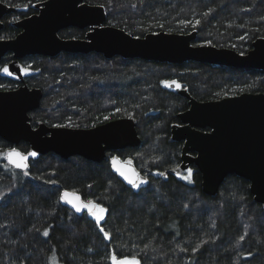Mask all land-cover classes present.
I'll list each match as a JSON object with an SVG mask.
<instances>
[{"label": "trees", "instance_id": "1", "mask_svg": "<svg viewBox=\"0 0 264 264\" xmlns=\"http://www.w3.org/2000/svg\"><path fill=\"white\" fill-rule=\"evenodd\" d=\"M42 1L0 0L16 8L2 18L0 39L14 38L19 32L15 19L35 13V5ZM84 2L103 5L105 24L136 37L159 31H195L193 45L210 40L213 46L239 53L264 37V0ZM209 8L213 11L204 17ZM182 19H201V24L193 30L180 25ZM87 31L68 27L58 35L83 38ZM10 60L11 54L3 56L0 67ZM19 62L32 65L30 74L23 75V83L42 91L38 108L29 113L33 127L41 121L48 126L89 128L131 117L140 142L107 152L100 163L79 156L61 159L49 152L29 163L28 176L10 166L5 168L7 163L0 158V264H50L53 255L59 264H111L108 256L112 251L119 256L136 255L142 264H264V205L253 199L245 179L228 175L210 196L202 191L201 175L194 165L188 167L193 169L191 183L167 173L179 165L182 145L171 139L170 130L179 124L177 115L188 105L184 97L160 83L175 79L194 99L211 101L243 92L264 93V71L193 61L172 64L119 56L106 59L94 52L32 55ZM20 84L19 79L0 73V90ZM105 116L109 119L104 120ZM10 147L0 138V152ZM16 147L28 150L25 142ZM113 153L124 160L131 158L149 183L140 189L122 183L108 165ZM62 190L75 191L83 199H95L108 207L103 226L113 234L112 239L105 240L86 213L68 209L59 199ZM45 228L47 237L43 236ZM245 232V240L238 243ZM203 241L207 243L194 253L192 249Z\"/></svg>", "mask_w": 264, "mask_h": 264}, {"label": "water", "instance_id": "2", "mask_svg": "<svg viewBox=\"0 0 264 264\" xmlns=\"http://www.w3.org/2000/svg\"><path fill=\"white\" fill-rule=\"evenodd\" d=\"M36 7L37 13L14 23L20 30L14 38L0 39V60L11 54L13 60L8 65L21 81L14 89L0 90V138L10 148L18 149L20 142L27 143L28 150L22 153L36 151L38 156L29 157L28 164L49 152L61 159L79 156L100 163L107 152L135 147L140 139L136 122L129 117L89 128H56L41 121L33 127L29 113L38 108L42 91L23 83L19 60L24 57L94 52L106 59L119 56L172 64L193 61L264 71V37L256 38L247 52L239 53L213 45L194 47L195 31L185 34L159 31L143 37L132 36L121 28L105 24L104 8L84 0H44ZM14 11L16 8L0 2V30L2 18ZM68 27L88 28V31L83 38H61L58 33ZM165 89L184 97L188 105L177 115L179 124L170 130L171 139L182 145L180 164L167 173H182L194 165L201 175L202 191L210 196L217 193L226 176L233 174L245 179L253 199L264 205V93L243 92L218 100L198 101L183 87ZM112 156L118 155L113 153L108 158L111 172L130 186L113 171ZM64 205L73 213L81 214Z\"/></svg>", "mask_w": 264, "mask_h": 264}, {"label": "snow or ice", "instance_id": "3", "mask_svg": "<svg viewBox=\"0 0 264 264\" xmlns=\"http://www.w3.org/2000/svg\"><path fill=\"white\" fill-rule=\"evenodd\" d=\"M16 7H21V5L17 4ZM135 6V5H133ZM23 7L26 9L28 7L27 4L23 5ZM100 7H103V5H100ZM213 9L209 8L207 12H204L202 15L204 17H207ZM245 11H248L246 9ZM261 20H264V17H261ZM180 25H183L185 27H191L193 30H196L197 27L201 24V19H194V20H188V19H182L179 21ZM161 28L164 27L163 24L159 25ZM243 25H241L242 27ZM241 39H244V37H241ZM211 41H205L203 45L199 46H205V45H211ZM196 45H194L195 47ZM32 69V65H20L19 66V72L21 75L27 76L30 74V71ZM38 71V69H37ZM0 73L6 75V76H14L13 71L10 70V67L7 63L3 65V67H0ZM19 79V77H16ZM165 88H175V89H182V85L180 82H178L175 79L172 80H162L160 82ZM3 85H0V88H2ZM219 95V93H217ZM138 107V105H137ZM117 111H120V109H117ZM131 118V117H130ZM109 117L105 116L104 120H108ZM56 128H64V127H72L73 125L68 124H55L53 125ZM95 127V125H93ZM38 153L36 151L28 152V153H22L16 148H10L7 151L0 152V158H3L7 161V164L5 165V168H7L9 165L19 169L23 172L25 176L29 175V164L28 159L29 157H37ZM110 165L114 172H116L120 177L123 178L124 181L127 182L133 189H140L142 185H146L149 183L148 179L145 176H142L139 171L136 170V168L133 166V161L131 158L127 160H122L119 156H112L110 159ZM173 172H176V169L172 170ZM180 178L182 180L188 181L191 183L193 181V169L188 168L186 170V174H180ZM156 175L159 176H165L166 173L164 172H157ZM48 183H56V181H47ZM91 187V186H89ZM60 201L70 205L72 209L76 213H86L88 216H90L94 222L95 226L99 229L100 233H102L105 240H111L112 239V233L105 229L103 226V222L106 220V216L109 213V208L103 205L102 203L97 202L95 199H83L80 194H78L75 191L69 192L68 190H65L61 193L59 197ZM185 208L188 207L187 204L184 205ZM213 227H215V224H213ZM39 231V229H37ZM248 235L247 232L244 233V235L239 236L238 243L243 242L245 240V237ZM43 236L47 237L49 236V230L45 228L43 230ZM207 241H203L201 245H197L192 249V251L195 253L199 251L200 247L203 246V244H206ZM149 246L146 244L145 249H147ZM88 251H92L91 248L88 249ZM181 251H188L187 248H182ZM249 256L252 255V253H248ZM108 259L111 261V264H142L141 260L136 255L131 256H119L115 251H112ZM50 264H59L57 258L55 255H53L50 258Z\"/></svg>", "mask_w": 264, "mask_h": 264}, {"label": "flooded vegetation", "instance_id": "4", "mask_svg": "<svg viewBox=\"0 0 264 264\" xmlns=\"http://www.w3.org/2000/svg\"><path fill=\"white\" fill-rule=\"evenodd\" d=\"M40 3V2H39ZM38 4V3H37ZM36 4V5H37ZM36 5H35V8H36V12L35 13H37L38 12V7H36ZM15 12V11H14ZM35 13H33V14H35ZM30 15H32V14H30ZM30 15H28V16H30ZM28 16H25V17H28ZM22 18H24V17H22ZM22 18H19V19H22ZM19 19H17V20H19ZM17 20H15L14 22H13V24L17 21ZM18 29V28H17ZM19 32H20V30H19ZM18 32V33H19ZM13 59H12V55H11V60H10V62L12 61ZM21 60V59H20ZM19 60V61H20ZM19 65H20V62H19ZM13 77H15V76H13ZM22 77H23V75H22ZM16 78V77H15ZM20 81V80H19ZM21 82V81H20ZM180 164V163H179Z\"/></svg>", "mask_w": 264, "mask_h": 264}, {"label": "rangeland", "instance_id": "5", "mask_svg": "<svg viewBox=\"0 0 264 264\" xmlns=\"http://www.w3.org/2000/svg\"><path fill=\"white\" fill-rule=\"evenodd\" d=\"M22 10H25V9H22ZM16 20V19H15ZM111 262V261H110Z\"/></svg>", "mask_w": 264, "mask_h": 264}]
</instances>
